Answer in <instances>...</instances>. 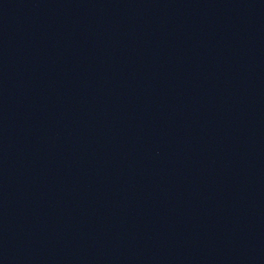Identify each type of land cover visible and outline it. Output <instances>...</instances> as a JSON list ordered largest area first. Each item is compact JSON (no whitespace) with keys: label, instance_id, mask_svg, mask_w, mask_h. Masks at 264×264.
<instances>
[{"label":"water","instance_id":"water-1","mask_svg":"<svg viewBox=\"0 0 264 264\" xmlns=\"http://www.w3.org/2000/svg\"><path fill=\"white\" fill-rule=\"evenodd\" d=\"M0 264H264V0H0Z\"/></svg>","mask_w":264,"mask_h":264}]
</instances>
